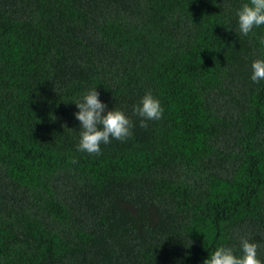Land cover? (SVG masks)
I'll use <instances>...</instances> for the list:
<instances>
[{
	"label": "trees",
	"instance_id": "trees-1",
	"mask_svg": "<svg viewBox=\"0 0 264 264\" xmlns=\"http://www.w3.org/2000/svg\"><path fill=\"white\" fill-rule=\"evenodd\" d=\"M244 2L0 0V264H203L241 238L264 261V26L239 34ZM94 87L133 123L100 155L72 103ZM149 90L164 114L141 127Z\"/></svg>",
	"mask_w": 264,
	"mask_h": 264
},
{
	"label": "clouds",
	"instance_id": "clouds-1",
	"mask_svg": "<svg viewBox=\"0 0 264 264\" xmlns=\"http://www.w3.org/2000/svg\"><path fill=\"white\" fill-rule=\"evenodd\" d=\"M235 15L237 31L242 36H248L255 28L264 26V0H245ZM250 69V80L253 83L264 81V58L253 60ZM99 97L100 93L94 87L72 102L78 109L74 113L80 130L77 150L90 155H100L102 144L107 145L112 140L124 141L132 135L133 123L130 117L121 109L109 110L108 105ZM132 114L139 118L141 127H147L149 121L162 119L164 108L149 90L132 106ZM258 248L257 243L241 238L239 254L232 246L220 245L208 255L203 264H264L258 256Z\"/></svg>",
	"mask_w": 264,
	"mask_h": 264
}]
</instances>
